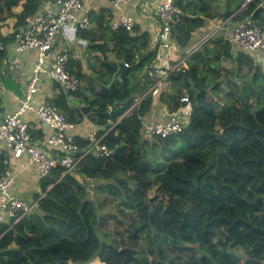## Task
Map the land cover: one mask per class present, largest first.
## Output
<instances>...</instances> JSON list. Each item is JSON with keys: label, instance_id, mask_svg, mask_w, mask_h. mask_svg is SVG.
<instances>
[{"label": "trees", "instance_id": "16d2710c", "mask_svg": "<svg viewBox=\"0 0 264 264\" xmlns=\"http://www.w3.org/2000/svg\"><path fill=\"white\" fill-rule=\"evenodd\" d=\"M42 1L0 0V30L12 16L21 27L26 16L39 12ZM244 3L234 21L251 16L264 29V0H229L230 13ZM179 5L182 16L172 35L185 49L192 33L204 24L206 10L202 5L203 14H192L198 7L195 0H180ZM18 6L20 12L14 14ZM90 17L100 32L98 50L103 55L125 54L129 70L110 88L101 85L109 81L103 76L89 79L73 93L58 86L59 94L49 103L70 122H79L84 114L69 104V95L89 107L88 119L100 135L105 134L103 142L116 150L111 157L86 156L78 172L62 175L63 170L56 168L41 180L51 188L36 196L32 211L0 225V264H91L95 260L122 264L124 248L133 251L129 264H239L241 260L264 264L262 64L246 53L233 57L220 39L200 45L187 59V68L173 72L170 89L158 98L160 105L174 112L187 91V127L175 136L145 140L141 117L123 115L147 83L144 71L155 57L149 35L136 26L129 32L112 31L109 18ZM13 36L3 37L0 32V65L7 46L14 45ZM215 56L229 60L231 67L215 62ZM72 65L70 59L68 70L83 81L85 76L78 68L73 71ZM108 67L113 65L105 57L101 68L110 75ZM134 71L135 78L128 80ZM217 96L232 98L235 108L225 111ZM150 105L148 100L146 109ZM1 163L2 158L0 171ZM110 180L115 181L114 194L122 197L126 209L115 206L114 194L96 187ZM130 194L136 196L134 203Z\"/></svg>", "mask_w": 264, "mask_h": 264}, {"label": "built area", "instance_id": "2783aa9c", "mask_svg": "<svg viewBox=\"0 0 264 264\" xmlns=\"http://www.w3.org/2000/svg\"><path fill=\"white\" fill-rule=\"evenodd\" d=\"M106 1L113 8L122 11L125 6L134 2ZM179 1L163 0L151 5L157 26L152 42L155 57L145 69L147 83L132 100V107H139L146 99L158 100L173 72L187 61L199 46L189 49L176 63H170L169 55L173 50L172 29L182 16ZM246 3L242 4L243 9ZM52 5L55 9L26 16L23 25L13 32L14 51L20 54L34 50L37 52V61L26 79L21 95L15 96L14 110L0 117V158L2 148L9 152L8 157L2 158L4 169L0 174V225L12 218L17 221L24 214L31 212L36 205V202L29 204L10 192L15 180V173L11 168L13 161L20 171L26 166H34L37 179L44 180L56 168L63 170L62 175L78 172L81 160L86 156L111 157L116 150V147L103 142L105 134L100 135L98 131H90L84 139L87 144L80 146L72 132L75 128L73 122L68 121L47 100H39L37 97L42 78L51 80L65 93H73L79 89L80 79L68 70L67 55L56 53L55 48L57 37L64 25L69 24L80 30H87L90 26L89 11L83 6L82 0H52ZM262 8L264 9V5ZM235 14L220 19L199 44L208 41L215 32L225 33L229 30L230 41L237 46L238 51L250 54L264 65V29L258 27L251 16L234 21ZM136 22L134 16L122 13L109 25L114 31L124 29L129 32ZM188 96V92L183 91L179 98V108L168 112L163 120H142L141 137L145 140L167 138L183 131L190 119ZM28 114L49 132L44 139H37L30 132L25 118Z\"/></svg>", "mask_w": 264, "mask_h": 264}, {"label": "crops", "instance_id": "0c3cea01", "mask_svg": "<svg viewBox=\"0 0 264 264\" xmlns=\"http://www.w3.org/2000/svg\"><path fill=\"white\" fill-rule=\"evenodd\" d=\"M162 1L163 0H134V2L124 7L123 11L122 9L113 8L106 0H82V3L85 9L89 11L90 16L92 14L99 15L100 17H103L104 21H106L109 18L110 19L109 24L111 20L116 19L117 16L122 13H126L127 15L134 16L137 19V22L134 25V27L135 26L138 27V29L141 32L148 33L150 39V50H152V42L157 26L155 23L153 9L151 5ZM195 1H196V5L199 6V8L203 5V2H201V0H195ZM226 1L228 2V9L230 11L229 0H225L224 5L220 9L215 8L214 6L212 7V9L206 8L205 5H203V7L206 10V12L202 15L204 18V24L199 29H197L195 32L192 33L191 40L189 41L187 48L181 49L176 44L172 35L173 50L169 55L170 63L171 62L176 63L180 58L184 56V54L189 49L195 47L196 45L200 46L199 43L201 42V40L212 29L215 28V26L219 23L218 21L226 17L224 16L220 18L218 16L219 14L224 13L226 9ZM20 9H21L20 6L14 8L13 13L18 14L20 12ZM52 9H55L54 5H52V0H43L38 13L44 10H52ZM215 12L218 13L216 16H213V13ZM239 12L240 11H237L235 13H239ZM209 15L210 17H207ZM231 15L232 14L230 13L229 15H227V17ZM16 24H17V18L15 16L8 17L7 19H5V21L2 22V27L0 30L1 35L3 37H8L11 34H13V32L17 28H19L18 26H16ZM214 34L213 37L210 38L205 43L212 40L220 39L222 43H226L228 45L230 54L233 57L236 56L237 52L239 51L237 46L232 41H230V37H231L230 31L227 30V32L225 33L215 32ZM99 35L100 32L97 28V25L91 21V17H90V26L87 30H80L69 24L64 25L61 28V32L59 36L57 37V46L55 48V52L64 53L67 55L69 61L70 59L73 60V65H72L73 71L76 68H78L79 70L76 71L78 73L80 72L82 76H85V80L94 79L95 77L103 76L104 79H109L110 81L112 74L115 71L114 64L110 62V64H112L114 68L113 67L107 68L110 75H107V73L105 74V71L101 68V64L105 57L107 61L108 55H115V54L108 52L105 55H103V52L98 50L99 46L102 44L101 41L98 40ZM13 46L14 45L11 44L7 46V55L0 65V117L14 110L16 105L15 96L21 95L26 79L30 75L31 70L37 61L36 51L32 50L17 54L14 51ZM209 46L211 47L212 44H210ZM94 48L96 49L94 50ZM123 56L125 58V54ZM123 56L121 57L116 56V57L122 58ZM186 62L187 61L183 62L180 65V67L187 68ZM94 73L96 74V76L94 75ZM6 75H8L7 77V80L9 81L8 87H5V83H4V80H6L5 78ZM134 78L135 76L133 77L132 75H130L128 77V80L132 81ZM121 81H122V76H121ZM168 89H170L169 81L162 92ZM59 91L60 88L54 82H51V80L47 78H42L40 84V90L39 93L37 94V97L39 100L45 99L49 102V100L55 98L59 94ZM148 100L149 99H146L145 102L139 107H132V103H131L129 109L126 111V113L123 116H131L132 118L141 117V121L144 119L163 120L167 115V113L169 112L167 107L160 105L159 99L158 100L151 99L150 100L151 105L149 106V109H146L148 108L147 106ZM142 112H146V113H144V115H141ZM25 118L29 124L30 132L34 135V137H36L37 139H44L49 132H47V130L44 127H41L39 124H37L32 115L28 114ZM73 124L75 128L74 131L72 132L75 136V139L77 140H84L90 131L99 130L98 127L94 125L92 121H90V119H88L87 115L82 116V119L79 122H73ZM8 156H9L8 150L2 148L1 158ZM17 166L18 165L16 164V162L13 161L11 168L15 173V180L10 192L16 195L17 197L24 199L29 204L35 203L36 200H38L36 199V196L42 197L51 188V186H45L44 184H41V180H38L36 177V170L34 166L31 165L26 166L21 171L18 169ZM3 169L4 166L1 165V171H3Z\"/></svg>", "mask_w": 264, "mask_h": 264}, {"label": "rangeland", "instance_id": "374dc122", "mask_svg": "<svg viewBox=\"0 0 264 264\" xmlns=\"http://www.w3.org/2000/svg\"><path fill=\"white\" fill-rule=\"evenodd\" d=\"M201 2H203V5H205L206 8H211L214 6L215 8H222V6L224 5V2L225 0H201ZM211 6V7H210ZM243 5H241L237 10L238 11H241L243 9L242 7ZM199 6L196 7V10L193 11L192 13H198V14H203V13H200L203 9L199 8ZM214 60L215 62H218L220 64H222V66H224L225 68L229 69L231 67V62L228 60H221L220 58H218L217 56L214 57ZM264 67V65H262ZM94 72V71H93ZM133 74H137V71H134V72H131V75L133 76ZM94 75L96 76V74L94 73ZM7 77L8 75H6V80H4V83H5V87H8L9 86V81L7 80ZM92 77V76H90ZM101 77V76H99ZM86 78H89V77H86ZM94 78V77H93ZM96 78V77H95ZM102 79H104L102 77ZM89 80V79H88ZM88 80H83L82 82L80 81L79 83V88H82L83 86H85L86 82ZM103 81H107V80H103ZM109 83V82H108ZM211 84H213V82H211ZM210 87V86H209ZM216 101L222 105L223 109L227 112H230L232 111L234 108H235V103L233 101L232 98H222L220 96H217L216 97ZM151 140V139H150ZM96 187H104L105 188V194L108 193V194H114L116 193V184H115V181L114 180H110V181H106V182H101V183H97ZM96 194L98 195V192L96 191ZM102 194V193H101ZM94 199V198H93ZM136 199V196L135 195H132L130 194V202L131 203H134ZM114 204L115 206H118L119 205H122L120 208H124L126 209L125 205L122 203V197L120 195H117V194H114ZM82 212H83V209H82ZM237 253L239 255H242V251L241 250H237ZM243 256V255H242ZM243 260H241V262L239 264H243ZM91 264H103L101 262H99L98 260H95L93 261Z\"/></svg>", "mask_w": 264, "mask_h": 264}, {"label": "water", "instance_id": "95a60500", "mask_svg": "<svg viewBox=\"0 0 264 264\" xmlns=\"http://www.w3.org/2000/svg\"><path fill=\"white\" fill-rule=\"evenodd\" d=\"M229 14H230V11L228 9V2L226 1V9H225L224 13L219 14L218 16L220 18H222V17L227 16ZM107 61L109 63L111 62L112 64H114L115 71L112 74V77H111L109 83L108 84H101V85L106 87V88H110V86L114 82H116V81L120 82L121 81L122 74L124 72H126L127 70H129V67L125 65L124 56L122 58H117L115 55H108ZM67 100H68L69 104L79 107L84 115H86L89 112V107L81 105L80 102L76 98H74L73 96L69 95L67 97ZM120 145H122V143H120ZM173 247L176 248L179 252L182 250L181 246L173 245ZM120 251L125 254V258H124L122 264H129V262L133 258V251L126 249V248L121 249Z\"/></svg>", "mask_w": 264, "mask_h": 264}]
</instances>
